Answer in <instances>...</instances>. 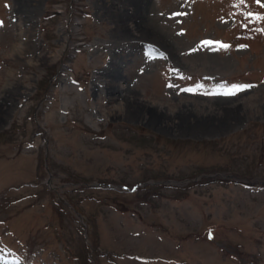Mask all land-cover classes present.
Here are the masks:
<instances>
[{"label": "rangeland", "instance_id": "1", "mask_svg": "<svg viewBox=\"0 0 264 264\" xmlns=\"http://www.w3.org/2000/svg\"><path fill=\"white\" fill-rule=\"evenodd\" d=\"M129 2L0 0V264H264V0Z\"/></svg>", "mask_w": 264, "mask_h": 264}, {"label": "bare ground", "instance_id": "2", "mask_svg": "<svg viewBox=\"0 0 264 264\" xmlns=\"http://www.w3.org/2000/svg\"><path fill=\"white\" fill-rule=\"evenodd\" d=\"M122 1H123V0H122ZM127 1H130V2H131V3H130V2L128 3L129 5L131 4L130 6L136 7V4H135V5L132 4V3H135L136 0H127ZM137 1H138V0H137ZM142 1H143V0H142ZM125 2H126V1H125ZM125 2H124V4H125ZM126 3H127V2H126ZM18 4H19V3H18ZM128 7H129V6H128ZM30 9H31V8H30ZM120 10H121V9H120ZM123 10H124V9H123ZM125 10H127V9H125ZM128 10H129V9H128ZM132 11H133V10H132ZM137 11L139 12L138 14L141 13L140 10H137ZM118 12H119V11H118ZM122 12H123V11H122ZM120 13H121V12H120ZM120 13H119V14H120ZM119 14H118V15H119ZM122 14H124V13H122ZM133 15H136V14H133ZM123 16H125V15H123ZM138 16H139V15H138ZM116 17H117V16H116ZM119 17H120V15H119ZM119 17H118V18H119ZM139 17H140V16H139ZM145 17H147V16H145ZM145 17H143V19L146 20L147 18H145ZM113 18H114V17H113ZM121 18H122V17H121ZM121 18H120V19H121ZM126 18H127V17H126ZM129 18H130V17H129ZM140 18H141V17H140ZM120 19H118V20H120ZM127 19H128V18H127ZM137 19H139V18H137ZM129 20H130V19H129ZM148 20H149V19H148ZM148 20H147V24H148ZM29 21H30V20H29ZM120 21H121V20H120ZM120 21H119V22H120ZM132 21H133V20H132ZM132 21H131V22H132ZM117 22H118V21H117ZM132 23H133V22H132ZM141 23H143V22H141ZM136 24H137V21H136ZM139 24H140V23H139ZM120 25H121V23H120ZM132 25H133V24H132ZM122 26H123V28H124V25H122ZM130 27H131V26H130ZM145 27H146V26H145ZM123 28H122V29H123ZM136 28H137V26H136ZM138 28H139V29H142L143 27L138 25ZM150 28H151V27H150ZM127 29H128V28H127ZM127 29H126V31H127ZM147 29H148V28H147ZM128 30H129V29H128ZM122 31H123V30H122ZM122 31H120V32H122ZM118 32H119V30H118ZM130 32H131V31H130ZM130 32H129V33H130ZM136 32H137V31H136ZM132 33H133V32H132ZM126 34H127V33H126ZM126 34H125V35H126ZM144 34H145V33H144ZM144 34H143V36H144ZM148 34H149V33H148ZM125 35H124V36H125ZM146 35H147V34H146ZM155 35H156V34H155ZM148 36H149V35H148ZM21 46H22V45H21ZM24 47H25V46H24ZM24 49H25V48H24ZM112 78H113V77H112ZM114 82H115V81H114ZM116 83H117V81H116ZM109 84H110V83H109ZM118 87H119V86H118ZM119 90H120V89H119ZM109 91H110V90H109ZM112 91H113V90H112ZM122 92H123V91H122ZM116 93H117V92H116ZM130 93H131V92H130ZM128 94H129V93H128ZM119 95H120V94H119ZM130 95H131V94H130ZM126 99H127V103H126V104H127V106H128V108L126 107L127 110L129 109V110L131 111V109H132V110L135 109V108H136V105H135V104H137V103L135 102V99H134V100H131V99H133V98H132V97H129V96L126 97ZM222 102H223V101H222ZM224 102H225V101H224ZM226 102H227V101H226ZM226 102H225V103H226ZM139 104H140V103H139ZM228 104H229V103H228ZM228 104H227V105H228ZM230 104H231V103H230ZM230 106H231V105H230ZM221 107H222V106H221ZM123 108H124V107H123ZM225 108H226V107H225ZM127 110H126V111H127ZM134 111H135V110H133V112H134ZM119 112H120V111H119ZM231 112H232V111H231ZM135 113H136V112H135ZM121 116H122V115H121ZM134 116H135V115H134ZM157 118H158V117H157ZM149 119H150V118H149ZM162 122H163V121H162Z\"/></svg>", "mask_w": 264, "mask_h": 264}, {"label": "snow or ice", "instance_id": "3", "mask_svg": "<svg viewBox=\"0 0 264 264\" xmlns=\"http://www.w3.org/2000/svg\"><path fill=\"white\" fill-rule=\"evenodd\" d=\"M241 3H243V0H241ZM222 47H228L227 45H222ZM230 87V90L228 92H221V93H216L217 95H226V96H235L239 92L246 91L248 86L246 85H231V86H226Z\"/></svg>", "mask_w": 264, "mask_h": 264}, {"label": "trees", "instance_id": "4", "mask_svg": "<svg viewBox=\"0 0 264 264\" xmlns=\"http://www.w3.org/2000/svg\"><path fill=\"white\" fill-rule=\"evenodd\" d=\"M93 188H94V186H93ZM93 188H92V189H93ZM111 188H112L111 185H108V186H107V189H108V190L111 189ZM70 205H71V204H70ZM71 206H72V205H71Z\"/></svg>", "mask_w": 264, "mask_h": 264}]
</instances>
